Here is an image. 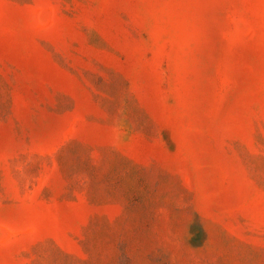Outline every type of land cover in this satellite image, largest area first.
Wrapping results in <instances>:
<instances>
[{
    "label": "rangeland",
    "instance_id": "obj_1",
    "mask_svg": "<svg viewBox=\"0 0 264 264\" xmlns=\"http://www.w3.org/2000/svg\"><path fill=\"white\" fill-rule=\"evenodd\" d=\"M0 264H264V0H0Z\"/></svg>",
    "mask_w": 264,
    "mask_h": 264
}]
</instances>
